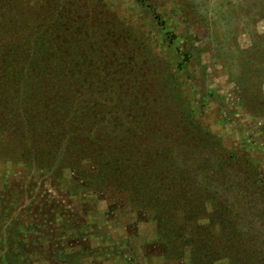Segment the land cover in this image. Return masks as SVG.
I'll return each mask as SVG.
<instances>
[{
    "label": "rangeland",
    "instance_id": "rangeland-1",
    "mask_svg": "<svg viewBox=\"0 0 264 264\" xmlns=\"http://www.w3.org/2000/svg\"><path fill=\"white\" fill-rule=\"evenodd\" d=\"M185 1L0 0V264H264V0L248 93Z\"/></svg>",
    "mask_w": 264,
    "mask_h": 264
},
{
    "label": "trees",
    "instance_id": "trees-1",
    "mask_svg": "<svg viewBox=\"0 0 264 264\" xmlns=\"http://www.w3.org/2000/svg\"><path fill=\"white\" fill-rule=\"evenodd\" d=\"M156 1H158L159 3L161 2L162 5V2L164 0H156ZM195 1L196 0H186L184 3V8L181 7V10L183 12H188V13L191 11L192 17L199 16L200 19L205 18V20H200V21L204 23V28L207 29L208 31V34L205 35L206 46H209L210 44L211 45L217 44V46L221 44H226V45L232 44V49H231L233 53L231 55L232 58L230 59L221 58L220 54H217L216 59H220V60L224 59V60H228L229 62H235V61L242 62L241 65L240 64L237 65L238 67L237 77L236 78L232 77L231 81L232 82L234 81L237 87L242 88L243 90L245 89V91H247L248 93L250 89L254 86L253 84L259 81L256 77L257 71L259 70L255 69V64L250 59L242 58V60H240V55H242V57L246 56V51L241 50L237 45V35L239 32L236 30V28H233L232 26L228 25V24H232L231 22L235 18L228 9L229 5L231 6L234 5L235 0H206V4L202 8H195L197 6ZM137 2L140 3V0H137ZM184 9H186V11ZM193 21L195 22H189V24L186 26L187 29L190 26H197V23H200L199 20H193ZM212 22L216 24L215 26L218 25L219 28L221 29L219 30L220 32L219 35H216L214 33ZM217 46H215V48ZM225 66L226 67L223 68L225 69V71H227L228 70L227 64ZM259 75L260 77H263L264 72L259 73ZM242 81L249 82V84L245 85L244 82ZM251 100H252L251 103H254L255 98H251Z\"/></svg>",
    "mask_w": 264,
    "mask_h": 264
}]
</instances>
